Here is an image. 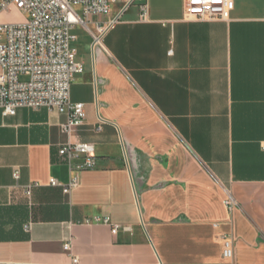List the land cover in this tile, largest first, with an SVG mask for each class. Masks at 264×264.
Masks as SVG:
<instances>
[{
    "label": "crops",
    "instance_id": "0c3cea01",
    "mask_svg": "<svg viewBox=\"0 0 264 264\" xmlns=\"http://www.w3.org/2000/svg\"><path fill=\"white\" fill-rule=\"evenodd\" d=\"M133 5L95 19L119 16L101 47L76 42L81 126L0 110V264H227L223 235L232 264H264V0L220 22L186 20L183 0H147L139 21ZM67 143L92 144L96 168L65 195L48 183L68 182Z\"/></svg>",
    "mask_w": 264,
    "mask_h": 264
},
{
    "label": "built area",
    "instance_id": "2783aa9c",
    "mask_svg": "<svg viewBox=\"0 0 264 264\" xmlns=\"http://www.w3.org/2000/svg\"><path fill=\"white\" fill-rule=\"evenodd\" d=\"M117 0H0V110L4 117L14 116L19 109L46 108L67 113L68 121L62 129L70 133L82 125L84 105L70 100L71 85L82 72L77 62V35L81 28L90 36L93 48L101 47L106 32L119 16L109 17ZM184 16L188 21H229L234 0H183ZM132 4L139 8V21H146L147 0H124V9ZM17 15H20L19 17ZM58 158L69 171L68 182L49 180V186L61 188L68 195L79 184V174L96 168L95 149L88 143H67L58 149ZM17 180L19 173L13 172ZM38 183L23 187L27 197ZM231 211L233 201L224 202ZM85 225H108L112 234L126 226L112 223L109 218L92 217L81 222ZM29 226L27 230H29ZM221 257L227 264L234 258L233 238L220 237ZM63 249L71 251V243ZM71 264H78L72 258Z\"/></svg>",
    "mask_w": 264,
    "mask_h": 264
},
{
    "label": "rangeland",
    "instance_id": "374dc122",
    "mask_svg": "<svg viewBox=\"0 0 264 264\" xmlns=\"http://www.w3.org/2000/svg\"><path fill=\"white\" fill-rule=\"evenodd\" d=\"M124 3V0H117V2L114 4L113 6V10L114 9H119ZM129 9L130 11H133L134 10V5H130L129 6ZM18 17L20 15H17ZM75 34L78 36V43L81 44V43H84L86 41H88V36L85 34V32L81 29V28H77L75 30Z\"/></svg>",
    "mask_w": 264,
    "mask_h": 264
}]
</instances>
